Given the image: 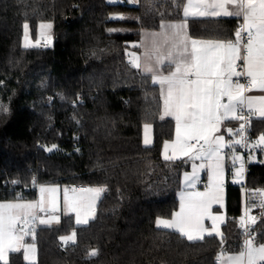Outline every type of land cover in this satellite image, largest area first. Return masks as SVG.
I'll return each instance as SVG.
<instances>
[{
	"label": "trees",
	"instance_id": "1",
	"mask_svg": "<svg viewBox=\"0 0 264 264\" xmlns=\"http://www.w3.org/2000/svg\"><path fill=\"white\" fill-rule=\"evenodd\" d=\"M185 4L0 0V105L7 108L0 111V202L35 201L45 185L107 188L89 224L77 225L71 214L57 226L35 230L29 238L37 246L35 264H219L224 251L242 250L237 185L227 188L223 242L216 235L189 242L155 224L178 210L190 164L164 160L175 121L160 119L159 85L130 65L127 52L142 31L158 30L162 19L183 20ZM115 13L133 19H114ZM25 22L33 37L41 22H52L53 47L24 48ZM238 24L188 20L191 36L208 40L234 39ZM145 123L153 127L150 146L143 142ZM252 127L254 135L264 134V119L254 118ZM248 184L264 190V166L251 167ZM257 228V243H264V211ZM73 231L76 241L67 246L60 237ZM92 250L99 255L91 256ZM8 264L28 263L19 251L10 253Z\"/></svg>",
	"mask_w": 264,
	"mask_h": 264
},
{
	"label": "snow or ice",
	"instance_id": "2",
	"mask_svg": "<svg viewBox=\"0 0 264 264\" xmlns=\"http://www.w3.org/2000/svg\"><path fill=\"white\" fill-rule=\"evenodd\" d=\"M131 2V0H129ZM184 19L179 22L159 24V31L143 33L139 47L141 55L130 53V65L144 78H150L152 85H159L162 101L160 119L171 117L175 121V140L163 145L164 160L169 161L179 154L193 162L191 174L185 173L184 184L194 189L199 181L198 170L207 168L208 184L204 191H182L179 211L170 219L157 217V229L171 230L189 242L203 241L205 236H221L219 225L223 215L214 214V204L224 206V161L225 149L232 152V162L241 161L235 175L244 173L243 157L236 152L237 146L245 149L264 146V134L249 144L245 135L252 114L264 117V95H246L253 90L264 92V0H187L183 7ZM189 17H235L242 18L235 32V39L196 40L188 35ZM117 19H124L122 16ZM40 35L46 41L50 37L43 30L51 29V23H41ZM24 48L36 47L29 39V24H23ZM110 31H117L111 29ZM136 46V45H134ZM242 62V63H240ZM239 69V70H238ZM243 79L245 82H241ZM245 109L249 114H244ZM0 111H7L0 105ZM242 121L235 131L226 128L230 137L221 133L226 122ZM151 124H144V144L152 143ZM51 151V149H48ZM171 152V155H169ZM251 159V157H249ZM35 183V181H33ZM106 186L72 188V195L65 189L63 208L65 214L74 213L77 225H87L95 218L96 204ZM57 187L40 186V198L33 202L0 203V261L8 264L9 253L24 249V258L35 253V245H25L24 237L32 234L31 225L39 219L41 224L59 223L60 217ZM259 203L253 202L240 217V226L246 239L242 250L226 257L224 264H264V243H253L255 237L249 227L256 218L248 214L251 208L264 209V190H254ZM45 213L47 219L38 217ZM205 220H211V228L205 227ZM34 239V235H33ZM64 244L75 243L76 232L60 237ZM91 256L99 255L92 250ZM223 255V254H221Z\"/></svg>",
	"mask_w": 264,
	"mask_h": 264
},
{
	"label": "crops",
	"instance_id": "3",
	"mask_svg": "<svg viewBox=\"0 0 264 264\" xmlns=\"http://www.w3.org/2000/svg\"><path fill=\"white\" fill-rule=\"evenodd\" d=\"M137 1V0H136ZM186 3H187V0H186ZM189 19H230V20H234V21H237L238 23L239 22H241L242 21V18H235V17H221V18H213V17H196V18H193V17H189L188 18V20ZM188 20H187V23H188ZM169 22H179V21H169ZM155 31H159V29L158 30H145V31H142V33H141V36H140V39H139V41L138 42H136V43H133L131 46H132V48H134L135 50V52H136V55H141L142 53H143V48L142 47H139V45H140V43H141V41H142V39L144 38L143 37V33H145V32H155ZM187 32H188V35H189V37L191 38V39H196V40H201V41H206V40H208V39H198V38H194V37H192L191 36V34H190V31H189V25H188V28H187ZM233 39V38H232ZM235 39V38H234ZM233 39V40H234ZM134 45H136V46H134ZM130 59V58H129ZM246 95H254V96H260V95H264V92H260L259 90H253L252 92H250V93H247ZM253 115V117L254 118H256V119H264V117H259L258 115H255V114H252ZM165 118H171V117H165ZM172 119V118H171ZM237 123H238V121H231V122H226L225 123V125H222V127H221V133H223V134H225V139L226 140H228L230 137L227 135V133H226V128H235L236 127V125H237ZM176 135V134H175ZM175 135H174V139L173 140H171V141H174L175 140ZM171 141H169V142H171ZM163 152H164V149L162 150V156H163ZM226 158H225V161H224V181H226V183H227V187H224V191H223V199H224V206H223V208H221L220 207V205L219 204H214L213 205V208H212V211H213V213L214 214H217V215H223L224 216V222L222 223V224H220L219 225V229H220V232H221V229H222V227L226 224V222H227V220H228V215H227V207H228V202H227V188H228V185L229 184H233V185H237V186H241V184H242V181H238L237 179H232V177H228V166L229 165H231V164H233V162H232V159H231V156H232V152H231V150H229V149H227V152H226ZM180 155V154H179ZM164 158V157H163ZM173 160H178L177 158H175V159H173ZM185 160H187V159H185ZM189 161V160H188ZM189 164H190V162H189ZM191 168H189L186 172H184V174H183V176H182V184H181V189H180V191L178 192V199H179V202H180V193L182 192V191H188V190H194V191H204L203 189H202V187L200 186V180L201 179H205L207 182H208V170H207V168H204L203 170H200V171H198V177H199V181L197 182V184H196V186H195V188L194 189H187V187H186V185L184 184V175H185V173H188V171L190 170ZM192 172V171H191ZM189 174H191V173H189ZM234 177H237L236 175H234L233 176V178ZM229 179V180H228ZM225 183V182H224ZM70 188V190L72 189L71 187H69ZM80 188H86V187H83V186H77L76 187V189H80ZM38 197L40 198V192L38 191ZM39 198H37V200H39ZM15 201H17V200H15ZM15 201H13V202H15ZM36 201V200H35ZM11 202V201H10ZM29 202V201H28ZM177 211H179V208H178V210ZM39 214H40V212L39 213H37V215L39 216ZM64 214H62V216H63ZM164 219H170V218H164ZM38 220V219H37ZM36 220V221H37ZM61 220H62V218H61ZM240 220V219H239ZM205 227H207V228H211V220H205ZM48 225H50V224H48ZM38 227H40V226H38ZM37 227V228H38ZM213 235H215V233H213ZM207 236V235H206ZM205 236V237H206ZM31 239V238H30ZM33 240V239H32ZM26 242H32V241H26ZM32 244H33V242H32ZM259 244H261V243H257L256 245H259ZM35 245V253L34 254H32V253H29V259H25L26 260V262H28V263H30V264H34V263H36V261H37V259H38V251H37V246H36V244H34ZM23 251V254H24V250H22ZM237 253H239V252H226V251H224L223 253H221V254H223V255H221L220 254V257L218 258V263L219 264H224V261H225V259H226V257L227 256H229V255H233V254H237ZM9 255H10V253H9ZM9 255H8V260H9ZM25 255V254H24Z\"/></svg>",
	"mask_w": 264,
	"mask_h": 264
},
{
	"label": "built area",
	"instance_id": "4",
	"mask_svg": "<svg viewBox=\"0 0 264 264\" xmlns=\"http://www.w3.org/2000/svg\"><path fill=\"white\" fill-rule=\"evenodd\" d=\"M241 23H242V21L239 22L237 29L240 27ZM240 63H242V62H240ZM241 82H245V81L243 79H241ZM244 114L246 116L249 115L247 113L246 109L244 111ZM249 120H250V123L246 127L245 135L247 136V142L249 144H252L257 140V138L259 136L253 134V127H252L253 121H254L253 115L249 116ZM241 122L242 121H238L237 126L235 128H233L234 131L239 128V124ZM226 152L227 151H225V153ZM236 152L242 153L243 163H244V173L242 175L243 181H242V184L240 186L241 193H242V211L239 215V219H240V217L245 214V211L247 209H249L250 205L253 202H255L257 204L259 203L258 196H254L253 192H254V190H261V189L252 188L248 184V174H249V171H250L252 166H254V165L264 166V146L259 147V148H250V149H245L243 147L237 146ZM249 157H251V159H249ZM240 163H241V161H238V162L236 161L235 165L231 164L229 166V173H230L231 177H233L235 175V172H234L235 168L240 166ZM207 184H208V182L205 179L200 180V186L202 187L203 190H205ZM76 187L77 186H73L72 188H76ZM224 187H227L226 182L224 183ZM263 211H264V209H261L259 207H255V208H251V210L248 212L249 215L254 216L256 218V223L250 225V227H249L250 234L255 237V239L253 241L254 244H257V239H258V235H259V231H258L257 226L261 220V216H262ZM241 230H242V236H243L242 241H243V245H244L246 235H245L244 229L242 227H241ZM69 245H70V243L67 244V246H69Z\"/></svg>",
	"mask_w": 264,
	"mask_h": 264
},
{
	"label": "rangeland",
	"instance_id": "5",
	"mask_svg": "<svg viewBox=\"0 0 264 264\" xmlns=\"http://www.w3.org/2000/svg\"><path fill=\"white\" fill-rule=\"evenodd\" d=\"M111 2H114V0H111ZM136 0H131V2H129V5H134V4H136ZM120 16H122L123 18H124V20H128V21H131L132 19H133V17H131V16H129V15H124L123 13H115V14H113V16H112V18H114V19H117L118 17H120ZM41 23H51L52 24V28L51 29H45V30H43L44 32H45V35L47 36V37H50V40H45L44 38H42L41 37V35H40V32H41V29L39 28V26H38V30H37V35H36V37H33L32 36V33H31V30H30V27H29V39H30V41L33 43V44H36L37 43V41H39V43H38V45L36 46V47H38V46H46V47H53V44H54V24L52 23V22H41ZM40 23V24H41ZM39 24V25H40ZM122 31H132V29H129V28H123L122 29ZM22 44L24 45V29H23V38H22ZM132 45V44H131ZM135 49L134 48H132V46L128 49V57L130 58V56H129V54L130 53H134V54H136V52L134 51ZM152 126V125H151ZM149 135H150V138H151V141H152V143H150L149 145H147V146H150V145H152L153 144V142H154V137H153V127H151V130H150V133H149ZM143 142H144V135H143ZM230 150V149H229ZM225 151H227V149H225ZM169 155H171V152H169ZM177 159H187V160H189V162H190V170L188 171V173H192L191 171H193V168H192V165H193V163H195V164H197V165H199L200 163H201V161H195V162H193L191 159H189V157H186V156H183L182 154H180V155H178V157H177ZM200 170H203V169H199L198 171H200ZM238 178V179H237ZM232 179H237L238 181H242L243 180V176H241V177H232ZM224 182H226V181H224ZM45 186H47V187H57V189H58V191H57V196H58V206H59V210L55 213L56 215H58L59 217H60V222L59 223H56V222H52V223H50V225H48V224H41V223H39V219L37 220V221H35L32 225H31V228L33 229V233L32 234H29V235H27V236H25L24 237V243H25V245H34L35 243H33L32 244V242H26V241H29V238H31V239H33V235H34V237H35V230L37 229V227L38 226H57V225H59L60 223H61V218H62V214H64V215H71V214H73L74 216H75V214L74 213H67V214H65V212H64V208H63V197H64V191H65V189H68L69 190V195H72L73 193L71 192V190H70V188L68 187V186H61V185H45ZM107 189V188H106ZM39 191V190H38ZM107 191V190H106ZM106 193V192H105ZM104 193V194H105ZM104 194H102V196H101V198L104 196ZM39 198V197H38ZM100 198V199H101ZM33 202V201H31V200H17V201H15V202H13V201H11L12 203H17V202H19V203H24V202ZM37 201V200H36ZM100 201V200H99ZM99 201L97 202V204H96V209H95V216H96V212H97V206H98V203H99ZM0 203H8V202H0ZM39 213V212H38ZM38 217H40V218H44V219H47L48 218V215H46L45 213H40L39 214V216ZM91 221V220H90ZM89 221V222H90ZM71 235V234H70ZM22 250H24L23 248L20 250V251H22ZM37 261H38V259H37ZM37 261H36V263H37ZM1 262H3V261H1ZM8 262H9V260H8ZM4 263V262H3ZM28 263V262H27ZM28 264H30V263H28ZM35 264V263H34Z\"/></svg>",
	"mask_w": 264,
	"mask_h": 264
},
{
	"label": "water",
	"instance_id": "6",
	"mask_svg": "<svg viewBox=\"0 0 264 264\" xmlns=\"http://www.w3.org/2000/svg\"><path fill=\"white\" fill-rule=\"evenodd\" d=\"M119 1L126 2V1H129V0H119ZM237 154L240 155V156H242V153H241V152H237ZM237 162H238V161H237ZM238 168H239V166L235 168V171H234L235 173H236V170H237Z\"/></svg>",
	"mask_w": 264,
	"mask_h": 264
}]
</instances>
